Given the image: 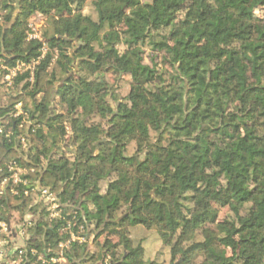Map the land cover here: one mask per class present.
Returning <instances> with one entry per match:
<instances>
[{
    "label": "trees",
    "instance_id": "trees-1",
    "mask_svg": "<svg viewBox=\"0 0 264 264\" xmlns=\"http://www.w3.org/2000/svg\"><path fill=\"white\" fill-rule=\"evenodd\" d=\"M86 1L3 0L4 63L47 48L33 84L18 76L0 108L12 132L0 135V178L14 161L61 205L49 224L30 198L9 199L35 216L29 247L49 260L82 227L64 264H145L130 237L142 227L171 264H264V16L253 17L264 0H143L147 12L141 0H93L97 21ZM35 13L52 14L42 42L26 43L20 18ZM143 46L163 66L145 65ZM105 76L129 78L123 100ZM16 103L30 122L19 129Z\"/></svg>",
    "mask_w": 264,
    "mask_h": 264
},
{
    "label": "built area",
    "instance_id": "built-area-1",
    "mask_svg": "<svg viewBox=\"0 0 264 264\" xmlns=\"http://www.w3.org/2000/svg\"><path fill=\"white\" fill-rule=\"evenodd\" d=\"M32 26L34 34L29 36L30 41H41L42 37L39 33V29ZM47 52L46 45L43 43L40 49V56L29 61H16L12 65H6L4 61L0 60V79L5 84L10 85L18 76L26 75L29 81H34L36 67L43 59ZM6 71V73H2ZM17 108L21 107V104L16 105ZM21 115H25L23 112L13 115V118H18ZM25 123V122H23ZM20 128L23 124L19 125ZM0 135H4L5 139H10L12 132L5 130L4 125L0 120ZM20 143H24V139H20ZM27 174V169L18 165L16 162L11 161L6 166V175L0 178V264H31L29 259H25L28 255L33 258L36 257L37 264H63L66 263L63 257L64 250L68 247L70 242L84 243L83 228L80 227L77 233H69L70 240L60 243L57 246V251L54 256L49 260L44 259L41 255L29 247L27 243L31 238V230L35 224L34 214L31 211L24 212L20 217H13V221L9 216H5L2 210L1 203L12 199L30 198L31 207L42 206L47 212L48 223L61 218V205L55 194L45 188L35 189L31 186L24 176ZM71 224L68 223L66 227L61 230L63 232H70ZM46 254L52 253V250H45ZM31 257V258H32ZM26 260V261H25ZM35 264V263H32Z\"/></svg>",
    "mask_w": 264,
    "mask_h": 264
},
{
    "label": "rangeland",
    "instance_id": "rangeland-1",
    "mask_svg": "<svg viewBox=\"0 0 264 264\" xmlns=\"http://www.w3.org/2000/svg\"><path fill=\"white\" fill-rule=\"evenodd\" d=\"M16 0H12L14 2ZM93 0H87L86 3L83 5L81 12L84 16L91 17L92 20L97 21V14L92 6ZM50 3L52 6L61 7L60 0H50ZM3 6V0H0V24L3 22V17L8 13L6 10H2ZM140 7L143 11H148V8L145 6L144 1L141 0ZM52 14V13H51ZM50 14V15H51ZM50 15H44L41 13H35L31 15L30 17L26 18L25 16H22L20 18V22L23 24L25 29V39L24 41L27 43L29 42V36L34 34L32 26L35 25V29H39V33L42 37L44 30L48 28L49 22H50ZM264 16V8H257L254 13L253 17L261 19ZM22 26V27H23ZM21 27V28H22ZM121 30V28H119ZM51 30L48 29V33L51 34ZM121 52L125 50L123 46H120L118 48ZM142 51V59L143 63L145 65H152V60L155 62L156 66L160 68L163 66L162 63V55H156L154 53L150 52V49L147 46L141 47ZM3 60V58H0V60ZM2 73H6V71H2ZM107 81L109 82V85L112 87L113 90V96L117 100H123L125 96H127L129 92V78L124 79H116L113 76H105ZM18 78V77H17ZM17 78L15 80H17ZM29 82V78H26ZM13 81L15 84L16 81ZM96 83H98L97 80H95ZM30 83L33 84L31 81ZM8 92H12L13 88L9 87ZM6 100H8L6 98ZM254 122V126H259L260 121L258 120H252ZM134 152V145L131 144L128 149V153L132 154ZM71 156V155H70ZM103 189V188H102ZM215 208L218 209V221L225 219L228 216V212L225 207H220L219 205H215ZM17 216H20L22 213L17 212ZM16 216V217H17ZM207 231L213 229V225L207 224L205 227ZM212 228V229H211ZM205 232V231H204ZM209 235V233L205 232L203 233V236ZM131 239L134 241V245H138L140 242L142 243L141 249L138 252V255L145 264H171L172 262H179V258L172 259L169 254V248H166L162 245L159 237L155 234L154 230L146 231L142 227H136L133 230H131L130 234ZM89 246L92 248L93 244L89 242ZM92 250V249H91Z\"/></svg>",
    "mask_w": 264,
    "mask_h": 264
},
{
    "label": "crops",
    "instance_id": "crops-1",
    "mask_svg": "<svg viewBox=\"0 0 264 264\" xmlns=\"http://www.w3.org/2000/svg\"><path fill=\"white\" fill-rule=\"evenodd\" d=\"M30 82V81H29ZM9 87H11V88H14V83L12 82L10 85H7V84H5V82L2 80V79H0V96L2 97V95L3 94H5V93H8V89H9ZM2 100H1V104H0V108L1 107H4V106H6L7 105V103H8V100H6V98L4 97H2L1 98ZM17 104H21V103H16L14 106H13V111L14 112H12V114L10 115V117H12L13 118V115H15V113L16 114H19V113H22L23 112V110H22V107H20V108H17ZM22 106V105H21ZM24 113V112H23ZM25 115H21V116H23L24 117V119L22 120V122L21 123H19V125L20 124H23L24 125V123L23 122H25V124L27 123V124H30V122H28V121H26V113H24ZM19 118V117H18ZM0 120H1V118H0ZM18 125V129L20 128V126ZM22 145H23V148H25V142L24 143H22ZM2 210H3V212H4V215L5 216H9L10 218H11V221H13V217H16L17 216V212H21L22 214L21 215H23V209H20V207H17V206H15V205H13L12 203H10V201L9 200H7L6 201V203L5 204H2ZM20 215V216H21ZM20 216H17V217H20ZM14 222V221H13ZM64 264V263H63Z\"/></svg>",
    "mask_w": 264,
    "mask_h": 264
}]
</instances>
